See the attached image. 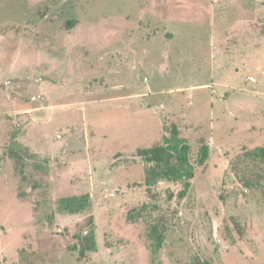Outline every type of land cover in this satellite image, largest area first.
<instances>
[{"label": "rangeland", "instance_id": "1", "mask_svg": "<svg viewBox=\"0 0 264 264\" xmlns=\"http://www.w3.org/2000/svg\"><path fill=\"white\" fill-rule=\"evenodd\" d=\"M0 57L3 78L22 86H0V264H264V184L246 188L232 171L240 161L256 178L245 153L264 146V0H0ZM77 60L92 67L80 76L159 90V116L134 100L59 127L43 113L48 71L55 63L61 77L66 66L69 84ZM173 123L195 168L184 197V181L147 184L150 163L138 155ZM20 145L18 169L6 153ZM86 192L84 212L60 210L61 197ZM90 217L97 249L82 258L75 235Z\"/></svg>", "mask_w": 264, "mask_h": 264}, {"label": "trees", "instance_id": "2", "mask_svg": "<svg viewBox=\"0 0 264 264\" xmlns=\"http://www.w3.org/2000/svg\"><path fill=\"white\" fill-rule=\"evenodd\" d=\"M72 23H74V20L68 22L69 28L73 25ZM166 129L168 134L164 136L163 142L149 148H140L138 150V155L146 162L150 163V166L146 170L145 180L147 184L152 185L161 180L184 181V189L179 193L180 197H184L191 186L190 181L195 176L194 163L191 159V145L180 135V130L176 123H173L170 127L166 126ZM22 149L23 147L20 145L19 148H10L6 153L10 158L15 159L18 169L24 166L22 156L19 153ZM27 151L26 149L25 152ZM209 155L210 146L204 143L198 150V164H205L209 159ZM245 158H249L250 162L257 164L256 170H254V174H257L256 178L251 179L249 176L241 173V169L239 168V164H241L240 161L232 163V171L236 172L237 175L242 174L241 180L244 187L255 188L262 186L264 184V146H259L253 150L247 151L245 153ZM58 204L62 212L79 214L90 207L91 195L86 192L80 195L61 197ZM128 217L129 219L136 220V217L132 214H129ZM87 226L89 229L86 233L75 235L78 242L76 246L73 247L74 250L79 252V256L82 258L86 257L89 252L97 249L96 232L92 217L89 218ZM150 237L155 238L157 246L161 247L164 241V234L158 231L156 225H153Z\"/></svg>", "mask_w": 264, "mask_h": 264}, {"label": "crops", "instance_id": "3", "mask_svg": "<svg viewBox=\"0 0 264 264\" xmlns=\"http://www.w3.org/2000/svg\"><path fill=\"white\" fill-rule=\"evenodd\" d=\"M78 28L80 27V25L77 26ZM77 28V29H78ZM127 35V33H125ZM70 36V35H69ZM128 36V35H127ZM120 52V51H119ZM165 54V52H164ZM1 59V57H0ZM81 60H77V63L79 64ZM85 61V60H84ZM81 66H76V71L70 72V73H76L73 79L69 78V84H66L65 79H64V75H62V72H65L66 75H68L67 70H66V66L62 67V72H61V77H59L60 74V70H56V65L55 63H53L51 69L48 71V73L51 76V81L49 84H47L46 87V96L48 98V104L46 106H44V111L43 113H46L47 117H51V120L54 121L55 123L62 124L59 125V127L66 125V124H72V123H82V121L84 120H91V118H86L83 119L82 121H78L76 118L74 119V113L77 115V113L79 112H83L84 110H88L90 108H94L95 110L98 109L100 110L102 108L101 105L104 106V104L109 103L111 106H124L127 108H132V103L134 102V100H137L139 102V105L141 107H144L147 110H150L152 113H154V115H158L159 113L153 111L152 108L153 107H159L160 109V105H158L159 103L156 102L155 104H152L154 101V98L159 96H154L156 93H158L157 90L156 92H154L152 89H149V91H147V88H143V92H141L142 94L138 93L137 90L140 88H136L135 86H141L140 85V81L139 80H135L134 83L132 81V83H122V82H117V83H110L111 85L107 84V83H101V81L97 82L95 79L97 78L96 75H92L91 77H85V76H80L77 74V72L79 71L78 69L80 67H91L90 63H87V61H85V64L80 63ZM96 66V65H95ZM92 68V67H91ZM11 71H14V69H10ZM4 77V71L2 70V66L0 65V86H6V87H17V89L19 87L22 88V86H19V83L13 82L11 78H15L17 76H9L6 79L3 78ZM70 77V75H69ZM40 78V77H39ZM42 78V77H41ZM38 79L35 78V82L36 83H41L43 81V78L41 81H36ZM92 79V80H90ZM86 80V82H85ZM143 80V79H142ZM149 80V78H148ZM147 80V81H148ZM80 85H75V83H80ZM142 86H148L145 84L144 80L142 81ZM190 84V85H189ZM171 86V85H170ZM184 86H187V89L189 90H194V92H192V94L195 97L196 101H199L196 99V95L200 92V91H196L198 88V86H194L192 83H188ZM174 88L178 87V84L176 86H173ZM162 89V88H160ZM167 89H170V87H167ZM166 88H164L163 90H167ZM191 90V91H192ZM190 91V92H191ZM202 93V92H201ZM192 94L188 96V98L186 97L187 100L191 99L189 98L190 96L192 97ZM200 94V93H199ZM203 97H206V95L204 93ZM34 96H38V95H34ZM33 96V97H34ZM42 96V95H41ZM203 97L201 99H203ZM211 98V97H210ZM184 99V100H186ZM119 101L117 104H115V102ZM172 100H170L169 102H171ZM14 105L17 106V108L21 105L20 103L18 104L17 102H14ZM14 105L12 104V106L14 107ZM162 106V105H161ZM160 111V110H159ZM151 114V113H150ZM57 115H59V121L55 120L57 119ZM66 115V116H65ZM86 114L83 116L85 117ZM161 116V114H160ZM56 117V118H55ZM73 117V119H71ZM162 118V117H161ZM162 124V125H161ZM161 125V126H160ZM163 126H164V120H161L159 122V127L161 130H163ZM91 127L92 128H96V123H92L91 122ZM87 128H90L89 126ZM100 130V129H97ZM102 131V130H100ZM120 134H122L120 132ZM123 140V139H121ZM90 142L87 140L86 141V145L89 144ZM119 143H122L121 141H119ZM117 142V144H119ZM122 146V145H120Z\"/></svg>", "mask_w": 264, "mask_h": 264}, {"label": "built area", "instance_id": "4", "mask_svg": "<svg viewBox=\"0 0 264 264\" xmlns=\"http://www.w3.org/2000/svg\"><path fill=\"white\" fill-rule=\"evenodd\" d=\"M42 80V78L40 77V78H38L36 81H41ZM148 79L147 78H145V81H147ZM41 98V96L40 95H38V96H34L32 99H33V101H37V100H39Z\"/></svg>", "mask_w": 264, "mask_h": 264}]
</instances>
